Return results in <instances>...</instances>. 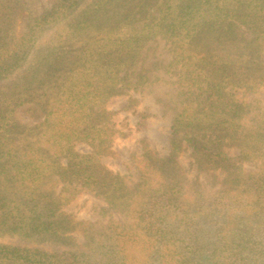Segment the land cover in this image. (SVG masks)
Returning a JSON list of instances; mask_svg holds the SVG:
<instances>
[{
    "label": "trees",
    "instance_id": "obj_1",
    "mask_svg": "<svg viewBox=\"0 0 264 264\" xmlns=\"http://www.w3.org/2000/svg\"><path fill=\"white\" fill-rule=\"evenodd\" d=\"M48 1L0 0V264H264V104L234 93L264 87V0ZM162 68L177 74L169 154L147 152L129 186L99 160L114 134L106 102ZM22 106L35 123L16 118ZM183 147L224 185L189 193ZM78 186L131 222L70 217Z\"/></svg>",
    "mask_w": 264,
    "mask_h": 264
},
{
    "label": "rangeland",
    "instance_id": "obj_2",
    "mask_svg": "<svg viewBox=\"0 0 264 264\" xmlns=\"http://www.w3.org/2000/svg\"><path fill=\"white\" fill-rule=\"evenodd\" d=\"M48 2L50 4L52 1ZM155 44H153V46L155 45L153 47L154 56L166 64L171 58L169 47L162 39ZM172 69H158L156 73L163 78L162 81L146 85L139 90L128 89L122 94L111 97L106 102V107L113 112L114 134L112 144L108 148L109 151L101 154L99 160L108 169L121 175L129 186H133L138 181L145 161H151L147 152L152 151L158 156L169 154L171 124L176 112L177 93L175 83L177 74ZM234 93L244 102L256 103L259 101L264 104V87L258 89L235 88ZM251 113L253 114V111ZM252 114L245 115L244 122L248 124L247 120ZM15 116L28 124L37 121L25 106L16 108ZM183 146H185L184 143ZM75 147L82 153H87L92 149L86 142H76ZM226 151L229 156L238 160V150L234 146L226 147ZM239 162L247 169L253 168L255 165V162L251 161ZM178 164L186 179L185 189L189 193L195 190V180L209 188H219L224 185L225 173L221 170L199 169L190 147H183L180 151ZM78 188L77 195L71 202L63 206V210L70 217L76 220L97 221L98 225L113 220L125 224L131 222V218L125 212L119 208L111 207L102 196L95 194L88 187L78 186ZM72 236L77 242L84 240V235L80 230L73 231ZM0 240L9 241L11 238H1Z\"/></svg>",
    "mask_w": 264,
    "mask_h": 264
}]
</instances>
